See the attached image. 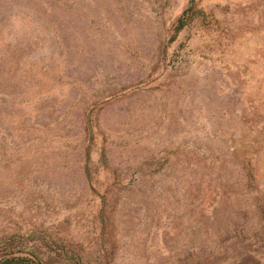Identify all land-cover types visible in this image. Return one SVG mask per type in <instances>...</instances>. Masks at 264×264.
<instances>
[{
	"label": "rangeland",
	"instance_id": "374dc122",
	"mask_svg": "<svg viewBox=\"0 0 264 264\" xmlns=\"http://www.w3.org/2000/svg\"><path fill=\"white\" fill-rule=\"evenodd\" d=\"M3 260L264 264V0H0Z\"/></svg>",
	"mask_w": 264,
	"mask_h": 264
},
{
	"label": "water",
	"instance_id": "95a60500",
	"mask_svg": "<svg viewBox=\"0 0 264 264\" xmlns=\"http://www.w3.org/2000/svg\"><path fill=\"white\" fill-rule=\"evenodd\" d=\"M87 118H88V117H87ZM86 123H87V127H88V129H89V122H88V119H87ZM89 131H90V130H89Z\"/></svg>",
	"mask_w": 264,
	"mask_h": 264
},
{
	"label": "trees",
	"instance_id": "16d2710c",
	"mask_svg": "<svg viewBox=\"0 0 264 264\" xmlns=\"http://www.w3.org/2000/svg\"><path fill=\"white\" fill-rule=\"evenodd\" d=\"M5 260H3L2 262H0V264H2Z\"/></svg>",
	"mask_w": 264,
	"mask_h": 264
}]
</instances>
